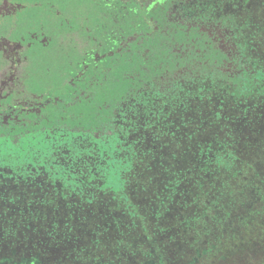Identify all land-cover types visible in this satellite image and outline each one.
<instances>
[{
  "label": "flooded vegetation",
  "instance_id": "flooded-vegetation-1",
  "mask_svg": "<svg viewBox=\"0 0 264 264\" xmlns=\"http://www.w3.org/2000/svg\"><path fill=\"white\" fill-rule=\"evenodd\" d=\"M232 15L264 23V0H0V136L21 152L0 167V264H264V223L256 244H175L195 221L178 198L199 192L185 184L175 142L220 125L185 58L204 33L234 50L236 33L220 21ZM92 110L96 137L113 125L127 139L130 199L88 179ZM251 129L239 137L244 157L264 147L251 145Z\"/></svg>",
  "mask_w": 264,
  "mask_h": 264
},
{
  "label": "trees",
  "instance_id": "trees-1",
  "mask_svg": "<svg viewBox=\"0 0 264 264\" xmlns=\"http://www.w3.org/2000/svg\"><path fill=\"white\" fill-rule=\"evenodd\" d=\"M232 16L222 17L220 21L222 25L228 23L226 25L236 33L234 50L226 52L204 33L185 58L186 75L191 72L196 76L198 92L203 94L210 91L213 94V99L209 98L208 104L205 105L207 108H204L214 112L209 117H213V122L220 124L219 127L215 126L214 132H210L211 129L207 127L201 126V129L197 127L194 133H186L184 141L175 142V148L179 149L183 157L177 166L185 165V169L191 171V174L184 172L187 177L190 176V180H186L185 184L189 187L195 186L197 191H203V186H209V181L214 176L219 177L220 174L236 166V161L243 153L242 148L239 147V137L242 134L246 135L247 130L256 128V131L251 129V134L259 138L261 142L264 141V23H260L258 17H252V15L249 17L251 21L245 18L244 23H239L242 20L235 21V17L232 18ZM124 90L125 88L122 89ZM187 106L185 111L190 108L189 103ZM253 110L255 112L250 116L249 113ZM97 113L98 110L91 111L88 125L89 140L85 141L83 148V151L88 153L90 161L88 179L91 183L101 182L102 187L109 188L111 192L119 194L122 199H130L128 169L130 170L132 166L130 162L132 160L129 156L120 154L122 149L126 148L127 139H120L113 125L109 126L112 130L110 135L100 134L96 137L94 131L102 129L98 124ZM257 125H261L262 128H258ZM77 146L80 147V144L75 143L74 147L70 146L73 147L72 152L80 150ZM159 150L162 151L161 148ZM20 153L18 140L5 141L0 136V167L5 164L13 167V164L18 163L17 158ZM171 154L168 153V157H171ZM158 155L162 156L160 153ZM191 157L193 160L189 161ZM180 174L175 172L174 182L181 188V181H178L176 177ZM62 177L71 179L76 175L70 172ZM225 183L226 181L222 182L221 186ZM216 190L218 192L220 189L216 188ZM187 194L188 198H183L182 193L177 198L184 199L187 203L186 207L194 206L198 197L194 199L191 192ZM189 198L192 199L187 200ZM218 206L221 207L220 204ZM219 207L213 209L215 213H212L213 218L221 214L216 213ZM175 210L171 208L169 211L177 218L179 214ZM222 214L228 215V212L223 208ZM194 219L196 220V215L192 214L184 220L192 222Z\"/></svg>",
  "mask_w": 264,
  "mask_h": 264
},
{
  "label": "rangeland",
  "instance_id": "rangeland-1",
  "mask_svg": "<svg viewBox=\"0 0 264 264\" xmlns=\"http://www.w3.org/2000/svg\"><path fill=\"white\" fill-rule=\"evenodd\" d=\"M255 140L252 146L261 141L257 138ZM241 154V158L236 161L237 164L232 170L220 174L219 177L214 176L209 181L210 185L207 190L195 193L198 201H195L194 206L188 207L184 214L188 217L195 211V214H197L196 220L193 223L192 230L180 233L182 235L181 244L177 243V240L175 241V244L179 247L186 246L190 237L199 240L209 238L211 239L210 242H216L217 245L229 246L247 243L251 239L255 240L256 244L259 242V238L262 239L261 231L263 229L261 227L264 223V147L260 146L258 150L250 155L246 154L245 157L243 153ZM224 181H226L225 185L221 186ZM216 188L220 190L217 192ZM202 204L205 205L202 206ZM200 207L201 209H199ZM218 207L220 209L216 213L221 214L213 218L215 213L212 210ZM222 207L228 212V215L222 214ZM181 221L182 219L179 217L167 218L170 227L178 228ZM107 223L109 222L107 221ZM134 229L137 228L134 227ZM126 231L129 235H126L125 240L131 242V245H141V242H132L134 238L130 235L131 229H126Z\"/></svg>",
  "mask_w": 264,
  "mask_h": 264
}]
</instances>
